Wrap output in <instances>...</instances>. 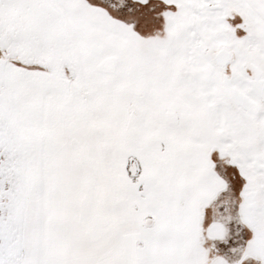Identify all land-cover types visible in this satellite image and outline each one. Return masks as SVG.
Returning a JSON list of instances; mask_svg holds the SVG:
<instances>
[{"label":"snow or ice","instance_id":"6c2138e0","mask_svg":"<svg viewBox=\"0 0 264 264\" xmlns=\"http://www.w3.org/2000/svg\"><path fill=\"white\" fill-rule=\"evenodd\" d=\"M0 264H264V0H0Z\"/></svg>","mask_w":264,"mask_h":264}]
</instances>
